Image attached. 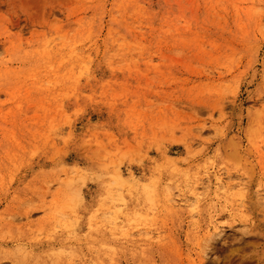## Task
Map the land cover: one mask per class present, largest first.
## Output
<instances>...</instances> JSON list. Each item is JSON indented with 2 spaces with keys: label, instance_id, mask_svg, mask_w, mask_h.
Segmentation results:
<instances>
[{
  "label": "rangeland",
  "instance_id": "374dc122",
  "mask_svg": "<svg viewBox=\"0 0 264 264\" xmlns=\"http://www.w3.org/2000/svg\"><path fill=\"white\" fill-rule=\"evenodd\" d=\"M0 264H264V0H0Z\"/></svg>",
  "mask_w": 264,
  "mask_h": 264
}]
</instances>
